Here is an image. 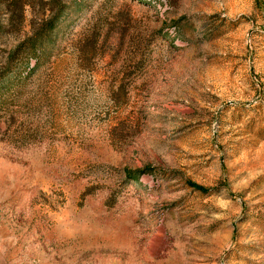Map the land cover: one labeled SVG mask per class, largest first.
<instances>
[{
  "label": "rangeland",
  "instance_id": "1",
  "mask_svg": "<svg viewBox=\"0 0 264 264\" xmlns=\"http://www.w3.org/2000/svg\"><path fill=\"white\" fill-rule=\"evenodd\" d=\"M0 264H264V0H0Z\"/></svg>",
  "mask_w": 264,
  "mask_h": 264
},
{
  "label": "trees",
  "instance_id": "2",
  "mask_svg": "<svg viewBox=\"0 0 264 264\" xmlns=\"http://www.w3.org/2000/svg\"><path fill=\"white\" fill-rule=\"evenodd\" d=\"M40 50L34 49L33 55L37 57V52H39ZM149 168L146 169H142V170H135L129 173V177L132 180H138L139 177L144 174L145 172L149 171Z\"/></svg>",
  "mask_w": 264,
  "mask_h": 264
}]
</instances>
